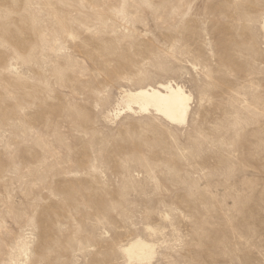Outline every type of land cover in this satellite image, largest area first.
I'll return each mask as SVG.
<instances>
[{"label": "rangeland", "instance_id": "obj_1", "mask_svg": "<svg viewBox=\"0 0 264 264\" xmlns=\"http://www.w3.org/2000/svg\"><path fill=\"white\" fill-rule=\"evenodd\" d=\"M0 264H264V0H0Z\"/></svg>", "mask_w": 264, "mask_h": 264}, {"label": "bare ground", "instance_id": "obj_2", "mask_svg": "<svg viewBox=\"0 0 264 264\" xmlns=\"http://www.w3.org/2000/svg\"><path fill=\"white\" fill-rule=\"evenodd\" d=\"M191 101V92L173 80L141 84L124 89L117 98L113 110H108L104 116L113 119L124 113H152L171 124L183 125L189 119ZM123 251L129 259L138 262L150 261L155 254L154 244L142 238L131 240Z\"/></svg>", "mask_w": 264, "mask_h": 264}]
</instances>
